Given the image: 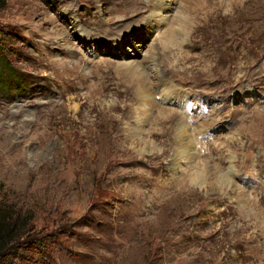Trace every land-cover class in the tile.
I'll use <instances>...</instances> for the list:
<instances>
[{"label": "rangeland", "instance_id": "obj_1", "mask_svg": "<svg viewBox=\"0 0 264 264\" xmlns=\"http://www.w3.org/2000/svg\"><path fill=\"white\" fill-rule=\"evenodd\" d=\"M0 31L12 264H264V0H0Z\"/></svg>", "mask_w": 264, "mask_h": 264}, {"label": "trees", "instance_id": "obj_2", "mask_svg": "<svg viewBox=\"0 0 264 264\" xmlns=\"http://www.w3.org/2000/svg\"><path fill=\"white\" fill-rule=\"evenodd\" d=\"M21 82V74L0 50V92L16 91ZM31 232L29 222L23 223L20 215H13L5 203L0 202V264H12L10 258L16 254L17 246L26 241Z\"/></svg>", "mask_w": 264, "mask_h": 264}, {"label": "bare ground", "instance_id": "obj_3", "mask_svg": "<svg viewBox=\"0 0 264 264\" xmlns=\"http://www.w3.org/2000/svg\"><path fill=\"white\" fill-rule=\"evenodd\" d=\"M129 3H131V2H129ZM128 2H127V4H129ZM130 6H131V4H130ZM154 7V9L156 8V10H159V11H161L162 9H163V5H161V3H159L158 1H157V5H155V6H153ZM132 9V8H131ZM135 10V9H134ZM153 16V15H152ZM152 18V17H151ZM155 18V17H154ZM153 20H155V21H157L158 22V18H155V19H153ZM152 20V21H153ZM160 22V21H159ZM199 179L197 178V181H198Z\"/></svg>", "mask_w": 264, "mask_h": 264}]
</instances>
